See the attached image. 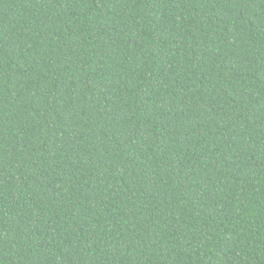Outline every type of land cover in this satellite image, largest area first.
Here are the masks:
<instances>
[{
    "label": "trees",
    "instance_id": "16d2710c",
    "mask_svg": "<svg viewBox=\"0 0 264 264\" xmlns=\"http://www.w3.org/2000/svg\"><path fill=\"white\" fill-rule=\"evenodd\" d=\"M0 264H264V0H0Z\"/></svg>",
    "mask_w": 264,
    "mask_h": 264
}]
</instances>
